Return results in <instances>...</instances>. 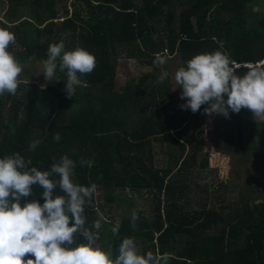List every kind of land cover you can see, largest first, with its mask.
<instances>
[{
	"label": "trees",
	"instance_id": "16d2710c",
	"mask_svg": "<svg viewBox=\"0 0 264 264\" xmlns=\"http://www.w3.org/2000/svg\"><path fill=\"white\" fill-rule=\"evenodd\" d=\"M8 1L7 20H0V27L11 26L15 33L10 51L23 71L17 94L0 96V158L19 152L31 159L30 167L42 171L65 154L75 160L77 182L97 185L85 208L86 226L98 213L104 217L99 243L105 250L131 236L145 251L168 253L169 264H264V200L253 198L255 187L242 188L233 208L215 209L207 203L199 210L184 207L189 193L199 188L194 174L206 171L198 161L207 144V120L213 123L216 152L225 155L236 147L247 154L263 145L255 140L257 135L264 139V123H256L247 109L230 113V119L202 114L206 105L195 114L181 109L186 102L180 99L182 89L172 84L175 71L200 53L227 51L239 75L249 70L245 64L264 62V17L252 14L255 0H84L89 17L75 12L61 28L53 0ZM60 32L68 37L66 50L83 47L97 59L71 98L64 92L66 72L57 70L47 81L35 69L36 64L43 67L49 46L62 41ZM158 54L165 64L154 63ZM123 55L148 70L120 92L115 78ZM174 59L179 61L173 68ZM163 71L169 77L158 84ZM21 113L23 121L18 120ZM56 133L59 142L53 139ZM37 138L43 143L30 151V142ZM153 143L167 147L164 167L156 164ZM81 158L88 163L82 166ZM42 191L34 186L27 199L43 203ZM126 191L155 202L149 216L138 212L135 229L127 212L116 225L100 211L110 202H133L116 194ZM54 194L62 195L58 188ZM203 195L213 202L210 189ZM112 227L118 228V237Z\"/></svg>",
	"mask_w": 264,
	"mask_h": 264
},
{
	"label": "clouds",
	"instance_id": "9594fccd",
	"mask_svg": "<svg viewBox=\"0 0 264 264\" xmlns=\"http://www.w3.org/2000/svg\"><path fill=\"white\" fill-rule=\"evenodd\" d=\"M9 28L0 27V96L17 94L23 71L10 51L16 35ZM220 48L223 49V42ZM154 63L163 65L166 60L157 56ZM96 65V56L88 49L66 50L61 41L49 46L42 74L51 81L57 70L66 72L64 92L71 98L82 83L81 77L90 74ZM245 66L249 70L237 74L235 67L239 66L227 51L193 56L174 73V80L182 89L180 99L186 101L179 107L195 114L206 105L202 114L229 119L230 113L247 109L256 123H264V62ZM168 77L169 73L163 71L157 83L162 84ZM24 119L21 113L18 120ZM53 139L59 142L61 135L56 133ZM42 143V139H33L29 150L35 151ZM87 163L80 159L82 166ZM31 164V159L26 160L19 152L0 158V264H168V253L145 251L131 236L120 240L114 249L102 247L99 240L104 217L98 213L89 227L85 215L97 185L84 186L77 182L76 161L67 154L49 170L42 171L30 167ZM53 176L59 179L54 180ZM34 186L43 189L40 195L43 203L37 198L27 199L33 196ZM57 188L62 195L54 194ZM138 219V210H133V229ZM111 232L114 237L119 236L117 227H112ZM78 237L83 242L78 243Z\"/></svg>",
	"mask_w": 264,
	"mask_h": 264
},
{
	"label": "rangeland",
	"instance_id": "374dc122",
	"mask_svg": "<svg viewBox=\"0 0 264 264\" xmlns=\"http://www.w3.org/2000/svg\"><path fill=\"white\" fill-rule=\"evenodd\" d=\"M55 3V10L58 13L59 19L56 20L60 28L62 23L66 20L65 18H70L75 12L81 13L83 18H88V9L86 7L84 0H53ZM9 8L8 0H0V20L5 21V12ZM252 14L256 17H264V0H255L252 5ZM66 10H68V16H66ZM252 20V25H257L258 22L255 18L250 15ZM61 40H64V44L68 43V37L63 35V32L59 33ZM66 44V45H68ZM160 54H158L159 56ZM178 59H174V65ZM168 65V64H167ZM170 67V65H169ZM35 69L39 74L43 72V67L39 64L35 65ZM34 69V70H35ZM33 70V71H34ZM143 66L138 65L137 61L128 59L125 55L119 58L118 68L115 78V89L122 92L123 87L126 83L139 80L141 76L147 71ZM43 76V75H42ZM20 80V79H19ZM30 82V81H29ZM157 84V83H156ZM172 84L176 85L174 77L172 78ZM144 89V88H143ZM141 93V92H140ZM8 93H6V96ZM22 95V92L19 96ZM147 97V94L145 95ZM19 99V97H18ZM151 102H148V105ZM157 104L153 103L152 107H156ZM8 104L6 109H9ZM143 108L140 106L136 111ZM128 121H131L128 118ZM205 127L206 131V147L202 153L199 154V165L205 168L204 172L197 171L193 176V181L198 183L199 188H195L191 193H189L184 207L186 210H199L201 209L200 204L207 203L208 207L219 209L220 207L226 208L228 205L233 208L235 201H238L242 188L245 187H255V194L253 198L262 202L264 200V139L263 137L257 135L255 140V145L263 143V145L258 146L253 151L245 154L241 153V149L236 147L234 152L225 155L217 153L215 150V142L213 139V123L211 119H208ZM154 153L156 154V164L158 167H164L167 160V147L166 145H161L158 143H153ZM210 189L213 195V202L208 203L203 195V192ZM104 194L103 190L98 191V196ZM108 193H105L106 197ZM117 196H128L132 198L133 202L121 201L119 204L115 202H110L108 205V210H100L107 220H113L116 225L120 224L121 217L124 213L128 217L131 216L133 210H138L149 216L153 211L155 202H152L150 198L141 197L138 194L132 195L129 191L124 193H116ZM251 208V206H250ZM109 209L111 211L109 212ZM228 210L226 209V213ZM170 262V260H169ZM168 262V264H169Z\"/></svg>",
	"mask_w": 264,
	"mask_h": 264
}]
</instances>
